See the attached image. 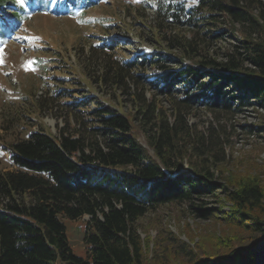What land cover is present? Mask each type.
<instances>
[{
    "label": "trees",
    "instance_id": "obj_1",
    "mask_svg": "<svg viewBox=\"0 0 264 264\" xmlns=\"http://www.w3.org/2000/svg\"><path fill=\"white\" fill-rule=\"evenodd\" d=\"M52 1L0 0V42L31 14L50 12ZM97 1L56 0L65 9L52 11L75 15ZM157 5L166 23L200 27L204 25L198 24L201 20L214 24L225 16L232 27L244 26L239 42L251 65L233 55L225 61L199 56L192 40L178 39V46L185 48L184 58L190 59L186 63L169 54L118 60L109 55L118 46L114 38L100 45L105 54L101 79L123 90L131 83L138 87L143 84L142 73L136 71L151 65L156 72L145 84L179 106L175 121L171 123L160 111L156 114L157 108L136 87L138 114L156 158L135 136L133 122L104 103L87 111L82 122L85 134L62 129L56 136L40 129L14 140L8 147L13 170H0V264H148L136 223L140 218L173 203H188L197 217L218 218L213 208L204 207V200L219 199L221 194L231 204L230 211H217L228 221L225 236L201 258L183 250L187 263L159 261L156 253L154 264H264V187L260 179L248 175L228 185L216 176L207 158L189 160L186 168L187 146L194 141L180 112L194 105L212 112L264 107V1L195 0L187 5L185 0H165ZM214 33L216 37L224 34ZM178 61L179 67L171 66ZM92 102L89 98L72 105ZM205 141V135H199L196 149L203 151ZM83 216L89 217L86 257L74 253L64 223L65 218Z\"/></svg>",
    "mask_w": 264,
    "mask_h": 264
},
{
    "label": "rangeland",
    "instance_id": "obj_2",
    "mask_svg": "<svg viewBox=\"0 0 264 264\" xmlns=\"http://www.w3.org/2000/svg\"><path fill=\"white\" fill-rule=\"evenodd\" d=\"M163 1L99 0L73 15L53 13L54 9H65L53 0L50 12L31 14L0 42V170H13L8 147L33 130L45 129L56 136L62 129L69 134L81 130L85 134L82 122L96 103L107 104L126 115L133 122L134 134L141 145L156 158L145 136L138 114L140 107L133 93L138 88L139 94H144L157 108L156 114L160 111L171 123L179 106L156 95L155 90L145 84L146 78L156 72L149 64L136 71L142 73L141 86L131 83L130 90H123L115 83L103 81L101 65L105 54L99 47L110 38H114L118 46L109 55L118 60L138 56L142 60V54L156 58L158 54H169L189 62L190 59L184 58L185 48L178 46L180 39L194 41L199 56L225 61L233 55L245 65H251L239 42L243 39L244 26L232 27L225 16H220L214 24L201 20L198 24L204 25L200 27L166 23L157 13V4ZM185 2L195 4V0ZM219 30L224 34L216 37L214 31ZM29 60L36 61L31 65L35 71L25 70L24 64ZM172 65L179 67L180 63ZM88 97L92 98V103L82 107L72 105ZM180 112L186 127L191 128L194 141L187 146L186 168L190 167L189 160L200 162L207 158L206 163L213 167L216 176L228 185L251 175L258 177L264 187V107L212 112L194 105L187 110L180 108ZM197 135L206 137L201 146L203 151L196 149ZM219 196L221 199L212 196L204 200V207L213 208L218 218L197 217L188 203L161 205L140 218L136 223L147 263H155L156 253L159 261L185 263L188 256L183 250L192 251L196 258L206 255L207 249L225 236L229 228L222 211H217L228 212L231 204L224 199V194ZM88 220V216L64 219L71 247L75 254L83 257L88 255L84 239ZM243 235L248 238L247 234Z\"/></svg>",
    "mask_w": 264,
    "mask_h": 264
},
{
    "label": "snow or ice",
    "instance_id": "obj_3",
    "mask_svg": "<svg viewBox=\"0 0 264 264\" xmlns=\"http://www.w3.org/2000/svg\"><path fill=\"white\" fill-rule=\"evenodd\" d=\"M18 3H23V0H17ZM0 63H2V60H0ZM34 63H36V61H32V60H29L27 61L25 64H24V68L26 71L28 70H32V71H35L34 68L31 67V65H33Z\"/></svg>",
    "mask_w": 264,
    "mask_h": 264
}]
</instances>
